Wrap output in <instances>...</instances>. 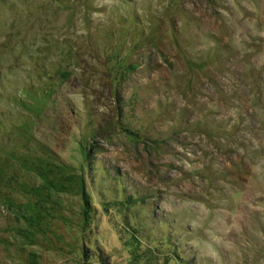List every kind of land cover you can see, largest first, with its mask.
<instances>
[{
	"label": "rangeland",
	"instance_id": "374dc122",
	"mask_svg": "<svg viewBox=\"0 0 264 264\" xmlns=\"http://www.w3.org/2000/svg\"><path fill=\"white\" fill-rule=\"evenodd\" d=\"M0 264H264V0H0Z\"/></svg>",
	"mask_w": 264,
	"mask_h": 264
},
{
	"label": "trees",
	"instance_id": "16d2710c",
	"mask_svg": "<svg viewBox=\"0 0 264 264\" xmlns=\"http://www.w3.org/2000/svg\"><path fill=\"white\" fill-rule=\"evenodd\" d=\"M162 242H163V241H162ZM165 243H167V242H166V241H164V242H163V245H164Z\"/></svg>",
	"mask_w": 264,
	"mask_h": 264
}]
</instances>
